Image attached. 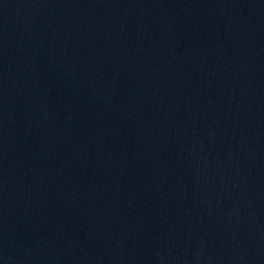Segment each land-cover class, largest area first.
Listing matches in <instances>:
<instances>
[{
    "label": "water",
    "instance_id": "1",
    "mask_svg": "<svg viewBox=\"0 0 264 264\" xmlns=\"http://www.w3.org/2000/svg\"><path fill=\"white\" fill-rule=\"evenodd\" d=\"M0 264H264V0H0Z\"/></svg>",
    "mask_w": 264,
    "mask_h": 264
}]
</instances>
